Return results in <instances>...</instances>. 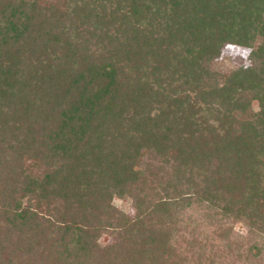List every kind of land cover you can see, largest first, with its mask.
<instances>
[{"label":"trees","instance_id":"trees-1","mask_svg":"<svg viewBox=\"0 0 264 264\" xmlns=\"http://www.w3.org/2000/svg\"><path fill=\"white\" fill-rule=\"evenodd\" d=\"M192 205L264 264V0H0V264H192Z\"/></svg>","mask_w":264,"mask_h":264},{"label":"rangeland","instance_id":"rangeland-1","mask_svg":"<svg viewBox=\"0 0 264 264\" xmlns=\"http://www.w3.org/2000/svg\"><path fill=\"white\" fill-rule=\"evenodd\" d=\"M248 53L249 49L243 48L235 45H225L221 48V53L218 58L214 59L213 67L216 69V74L212 78L214 83H219L222 81V74L226 72V70L238 67L240 65H246L248 63ZM257 111V103L255 100H250V105L247 110L236 111V117H245L251 116ZM150 183H146L143 186L147 190ZM113 204L121 211H123L127 216L132 217L135 214V208L133 204V199L128 198H118L115 197L113 199ZM180 213V212H179ZM204 213H211L204 208L197 207L196 205H192L190 209L186 208L182 210L181 214L175 216L176 219L171 221V227L173 236L175 237V244L179 248H183L189 245V242L193 239H197L194 244V260L191 262L192 264H206L204 263L203 253L196 252L198 250V246L204 244L206 249L214 248L213 252L214 263L215 264H250L252 260L250 258H246L243 256L240 251L234 250L232 253L228 251L222 252L220 248L218 249L216 245L219 243V239L213 237L212 231L216 227V225L208 220L204 215ZM210 222V224L208 223ZM208 225V227L206 226ZM232 226V231L238 235V243H242L240 240L241 236H244L246 233V227L241 222H235L230 224ZM206 230H208L206 232ZM212 235V236H211ZM209 237V238H208ZM112 237L108 234H102L99 238V242L103 245H107L111 243ZM211 245V246H210ZM209 251H206L204 255H207ZM254 264V262H251Z\"/></svg>","mask_w":264,"mask_h":264}]
</instances>
